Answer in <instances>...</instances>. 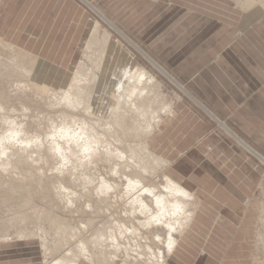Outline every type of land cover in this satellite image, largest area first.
<instances>
[{"label": "rangeland", "instance_id": "obj_1", "mask_svg": "<svg viewBox=\"0 0 264 264\" xmlns=\"http://www.w3.org/2000/svg\"><path fill=\"white\" fill-rule=\"evenodd\" d=\"M87 1L0 0L1 8L7 6L0 23V264L6 254L11 261L5 264H49L64 254L79 257V264H157L153 256L159 254L164 264H173L167 259L168 228L190 214L182 233L169 232L178 236L180 259L174 264H193L199 256L215 264H264V178L243 193L239 217L218 200L200 205L194 193L184 208L179 202L171 207L164 188L170 171L151 163L143 150L177 154L182 112L173 127L165 128V119L191 100L189 85L159 41L184 44L205 18L232 25L226 34L240 36L238 21H231L233 1ZM238 1L244 8L263 3ZM178 48L168 50L177 56ZM125 54L136 64L127 63ZM127 67L155 82H145L131 98L127 91L117 94L111 82ZM148 124L152 130L137 136ZM155 129L165 133L163 139L150 140ZM145 188L162 194L164 211ZM43 234L51 238L46 249ZM208 262L201 258L200 264Z\"/></svg>", "mask_w": 264, "mask_h": 264}, {"label": "crops", "instance_id": "obj_2", "mask_svg": "<svg viewBox=\"0 0 264 264\" xmlns=\"http://www.w3.org/2000/svg\"><path fill=\"white\" fill-rule=\"evenodd\" d=\"M231 1L237 8L231 11V21H238L236 29L240 30V36L226 34L233 31L232 25L227 27L218 19L205 18L198 23L200 29L195 36L186 35L188 38L184 44L175 43L172 38L159 41L167 48L166 57L180 71L182 81L189 85L190 92L186 94L192 101L182 104L181 111H169L167 116L171 118L165 119L169 121L165 128L173 127L171 121L178 117L176 113L182 112L177 121H181L184 135L175 144L181 147L175 146L173 149L177 154L167 155L164 150H154L164 160H179L180 167H175L178 161L173 163L167 160L168 169L171 167L168 174L197 195L200 205L218 200L221 206L231 209L232 216L234 213L235 217H239L242 213L241 199L245 196L243 193L252 189L253 180L264 178V162L257 157L260 153L264 157V0L251 8H244L238 0ZM6 7H0V23L6 16ZM21 7L15 4L14 8ZM251 12L253 17L250 16ZM237 15L240 18L234 19ZM170 32L173 36L176 30ZM185 40L183 38L180 42ZM179 46L182 50L176 52L177 56L168 50ZM222 124L238 139L228 133V128ZM164 136L163 131L157 132L155 129L150 140L154 137L156 140L163 139ZM243 144L255 152L249 151ZM222 190L237 193V198H227L221 193ZM217 192V195H212ZM206 206L212 207L208 203ZM176 237L177 243L170 249L167 258L173 264L174 260L180 259ZM7 255L3 256L4 264L11 261ZM199 258L193 264H200L201 258L209 261L206 264H215L210 258Z\"/></svg>", "mask_w": 264, "mask_h": 264}, {"label": "bare ground", "instance_id": "obj_3", "mask_svg": "<svg viewBox=\"0 0 264 264\" xmlns=\"http://www.w3.org/2000/svg\"><path fill=\"white\" fill-rule=\"evenodd\" d=\"M84 2H86L87 4L89 3L87 0H83ZM93 9L95 11H97L94 7ZM98 12V11H97ZM103 18H105L100 12H98ZM106 20V18H105ZM108 22V21H107ZM109 24L115 28V30H118L116 29V27H114V25H112V23L109 22ZM131 42V41H130ZM132 43V42H131ZM135 45V44H134ZM14 46V45H12ZM137 48V47H136ZM138 49V48H137ZM12 50V49H11ZM143 53V52H142ZM124 57L127 58V63H130V64H133L135 65L136 63L133 61L132 57H130L129 55H124ZM149 60L152 62V64L163 74H165L173 83L177 84V86H179L181 88V90L183 91V87L173 78L171 77L168 73H166L164 71V69L161 67V66H158V64L152 60L150 57H148ZM117 72H120L121 71V68H116L115 69ZM145 82H155V78L154 77H151V76H148L147 73L145 71H142L141 69H135L133 67H127V72L123 74V76L121 77V79H118V80H114L111 82V85L114 89L117 90V94H119L121 91H127V96L129 98H131L132 96H135L136 94H140L142 92V90L144 89V83ZM185 92V91H184ZM190 96V95H189ZM191 97V96H190ZM196 102V101H195ZM197 103V102H196ZM129 104L132 105L133 107H135V104L132 103L131 101H129ZM139 110V106L137 105V111ZM212 117V116H211ZM215 119V117H213ZM218 123L219 120H217ZM139 125V124H138ZM137 125V126H138ZM223 126H225V124H222ZM124 126V125H123ZM227 127V126H225ZM147 127H142L140 126L138 128V131H137V136H142L143 134H146V133H149L151 130H152V125L151 124H148V130H146ZM228 128V127H227ZM228 133L236 136V134L234 132H232L229 128L226 129ZM237 138V136H236ZM238 139V138H237ZM240 139V138H239ZM241 140V139H240ZM243 141V140H242ZM244 142V141H243ZM245 143V142H244ZM245 146V148H247L249 151L251 152H255L252 148H250L248 145L246 144H243ZM143 150H144V155L146 157H148V159L150 160L151 163L153 164H157L158 166L160 167H164L165 169H168L169 167V162L167 160H164L161 156L157 155V154H154L152 152H148L145 150V147L143 146ZM261 154V153H260ZM258 155L257 157H259L261 159L262 162H264V157L262 155ZM192 158V157H191ZM195 158V157H193ZM199 161V160H198ZM171 168V167H170ZM169 168V169H170ZM168 169V170H169ZM171 170V169H170ZM167 172V171H166ZM172 173V171H171ZM170 173V174H171ZM165 181H166V184L164 186V188L166 189V191L168 192L167 195H169V197L173 200L171 203H169V201L166 203L168 205H170L171 207H173V204L176 206V204L179 202V204L182 205V208H184V205L183 203H188V201H193V198H194V195L191 191H189L186 187H184L182 184H180L179 182L176 181V179L174 180L168 173H165ZM130 183H132V180L130 181ZM191 186V184H190ZM192 188V187H191ZM196 189V188H195ZM146 192H150L151 194H153V190L150 189V188H145ZM142 190H140L141 192ZM144 192V191H142ZM154 195V198H155V202L156 204L160 207L161 205V210L164 211L165 210V205H164V202L162 200V194H158V196H156L155 194ZM152 196V195H151ZM181 205L179 206V208L181 207ZM177 207V206H176ZM178 208V207H177ZM168 211V210H167ZM167 211H165L164 214L167 213ZM181 212L183 214L185 213H188L189 215V212L186 210H181ZM183 217V216H182ZM181 218H179V223L181 224L180 226L178 227H175V226H170V223L168 224L170 227H173L174 230H178L179 232H183L182 230L184 229V226L185 224H190L191 220H192V216L190 214V216L188 217L187 221L185 223H183L182 221H180ZM173 224V223H172ZM176 224V222H175ZM174 224V225H175ZM191 225V224H190ZM180 227V228H179ZM172 228V230H173ZM169 232L171 229H169ZM171 230V232H172ZM168 232V237L167 240H168V243H167V248H169L168 250L172 249L174 247V245L177 243V237L176 235H172L169 236ZM177 232V231H175ZM19 237V236H18ZM51 240V238H48V235L45 236V234H43V239L41 238V241H42V244L41 246H45V249H46V246L49 244V241ZM54 244V242H53ZM58 244V243H57ZM56 248V247H55ZM90 255V254H89ZM155 259L158 260L157 264H164L163 262L165 261L164 258H163V255H159V254H154L153 256ZM159 257L163 258L162 261H159ZM79 257L77 256H67V254H64V256L62 255V257H58L57 259L55 260H52L51 262H49V264H78L80 261L78 260ZM80 259V258H79ZM83 259V258H82ZM91 259V256L89 257L88 260Z\"/></svg>", "mask_w": 264, "mask_h": 264}, {"label": "snow or ice", "instance_id": "obj_4", "mask_svg": "<svg viewBox=\"0 0 264 264\" xmlns=\"http://www.w3.org/2000/svg\"><path fill=\"white\" fill-rule=\"evenodd\" d=\"M86 151H87V149H86Z\"/></svg>", "mask_w": 264, "mask_h": 264}]
</instances>
